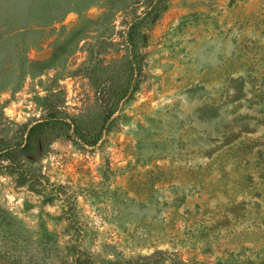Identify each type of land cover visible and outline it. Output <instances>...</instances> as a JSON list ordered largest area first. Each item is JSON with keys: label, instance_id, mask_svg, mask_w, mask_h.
<instances>
[{"label": "rangeland", "instance_id": "obj_1", "mask_svg": "<svg viewBox=\"0 0 264 264\" xmlns=\"http://www.w3.org/2000/svg\"><path fill=\"white\" fill-rule=\"evenodd\" d=\"M108 87L0 169V264H264V0H0V144Z\"/></svg>", "mask_w": 264, "mask_h": 264}, {"label": "trees", "instance_id": "obj_2", "mask_svg": "<svg viewBox=\"0 0 264 264\" xmlns=\"http://www.w3.org/2000/svg\"><path fill=\"white\" fill-rule=\"evenodd\" d=\"M127 94V88L121 91L120 97L111 95L108 87L102 96L96 98L101 104L102 111L97 115L99 127L87 128L79 115H50L22 131V127L16 124L14 140L7 144H0V169L8 170L9 175H16L12 181L16 186L24 184H36L34 178L29 175L27 164H34L44 155V141H53L58 136L70 132L74 142L82 146L94 144L104 130L106 122L115 112V106L123 96ZM12 174V175H11Z\"/></svg>", "mask_w": 264, "mask_h": 264}]
</instances>
